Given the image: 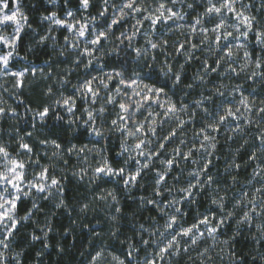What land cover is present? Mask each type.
Listing matches in <instances>:
<instances>
[{
	"label": "snow or ice",
	"instance_id": "6c2138e0",
	"mask_svg": "<svg viewBox=\"0 0 264 264\" xmlns=\"http://www.w3.org/2000/svg\"><path fill=\"white\" fill-rule=\"evenodd\" d=\"M51 2L55 4L57 0ZM64 3L67 5L69 0H64ZM14 4L15 6L10 8L9 0H0V68L4 70V74L16 78V87L22 86L28 69L9 72V64L14 55H18L17 43L21 39V33L25 31L26 26L31 25L28 24L27 15L21 11V0H14ZM177 5H182L181 10H176ZM91 6L92 0H79V8L85 12ZM184 7L193 11L203 7V12L197 13L194 20L186 22ZM248 8L249 5L245 4L244 0H152L151 4L149 0H120L119 4L115 3V0H101V8L96 16H77L70 9L65 11L63 18L56 11L42 16V21L48 22L49 33L40 37L42 43L49 40L56 27H61L71 34L64 36L63 40L65 44L71 42V48L76 52V65L83 61L86 69L94 64L100 69L101 75H91L72 87L81 99L89 102V107L83 109L87 116L84 123L96 137L105 136L103 123L99 126L97 124L103 114L109 112L105 105L113 106L115 118H110L109 115L104 119L108 121L109 133H119L121 150L116 155L121 157V160L115 161L114 166L95 144L93 148L76 145L64 148L56 139L45 137L38 139V143L50 148V154L44 153L45 156L50 155V163L41 164L40 158L34 155V146L31 143L33 132L16 138L15 148L0 143V248L8 249L20 233L21 227H26V222L31 221L36 213L43 211L41 204L37 203L38 200L47 201L56 195L59 200L55 207L66 206L62 184L64 177L57 178L50 171L56 168V164L51 160H63L65 153L79 155L85 151H95L101 158L92 168L91 180L116 177L117 182L131 191L144 187L142 181L151 174L152 179L148 185L151 195L141 196L139 200L143 206L151 205L158 217L152 220L150 228H145L144 224L139 226L140 244L145 248L155 246V250L145 259L144 264H173L174 257L190 253V249L199 248L201 244L205 245L199 253L201 264H209L213 259L209 255L210 250L224 244L231 248L229 239L221 237L236 240L233 234L234 225L237 228L254 229L258 237L264 236V100L257 104L243 92H240L238 99L228 100L225 98L227 86L220 83L208 89L207 95L201 94L199 99L189 105L173 99L175 93L169 95L166 83L159 85L146 82L148 73L143 71L148 68L149 73L151 72L147 60L156 61L158 54L165 57L181 56L184 63H178L177 70H174V65L167 59L163 61L164 66L161 68L164 76L171 79L172 88H176L182 84L185 64L200 60L197 52L204 55L207 50V53L214 57L211 63L208 58L201 60L200 70L193 77L194 83L183 85L184 88L194 89L207 85L210 82L208 78L213 73L228 77L229 74L240 76L241 73L251 70L252 78L259 76L264 80V20H258L247 11ZM110 10L109 17L107 14ZM98 18L104 19L103 26L97 25ZM124 23L128 24L126 31L123 30ZM9 27L12 29L10 35L4 31ZM138 37L145 42L143 48L133 44ZM52 40L53 43L56 42L55 37H52ZM253 41L255 45L260 46V57H255L254 52L249 51V44ZM117 43L125 44L134 50L137 67L131 73L123 65L118 70L114 67L112 71H103L106 65L100 61L107 54L106 49L111 52L118 51ZM169 47L173 51L169 52ZM60 55H64L63 50ZM241 57L243 62L238 63ZM141 59H144L145 63L139 67ZM36 71L33 69L32 74L35 75ZM40 71L43 74V70ZM66 72L70 74L71 69H66ZM61 83L68 84L69 80L65 77ZM239 87L237 85L228 95L235 97ZM47 92L52 94L53 89L49 87ZM217 97L223 99L217 103ZM101 99V106L93 110L92 105ZM0 105H3L2 100ZM53 106L62 107L67 113L75 116L77 97L75 94L61 93L60 98L53 101ZM51 107L43 106L41 109L29 111L33 112V120L38 119L43 123ZM9 110L0 106V118ZM11 111L15 115V110ZM253 115L259 119L254 121ZM197 117L200 126L194 131L192 143L189 144L181 133L196 124ZM56 118L61 119L59 116ZM244 121H247V127L250 128L255 123L259 129L254 138L258 140V145L254 144L255 150L246 153L248 163L254 164L248 190H240L238 196H230L229 186L225 184L222 190V179H218L211 171L214 161L220 159V156L216 155L220 144L217 134L226 129L225 143L227 140H233L239 145L234 153L225 158L230 162L226 163L224 171L230 177L231 184L235 185L239 183L240 170L247 166L236 160L240 150L249 145ZM68 123L75 124L76 120L70 119ZM166 124L169 125L167 129ZM134 126L135 134H139L143 139L135 144L136 150L132 152L125 140L133 135ZM32 127L35 128V124ZM172 144L175 146H170ZM64 163L66 164L67 160H64ZM185 169H188L186 178ZM177 172L180 174L177 175ZM72 175H79L83 179L87 171L81 168ZM170 176L172 184L168 183ZM202 194L209 201L208 207L204 212H197L188 219L190 213L185 209L197 204ZM109 198L114 204H119L115 189L106 191L99 197L100 200ZM29 201L31 210L27 208ZM21 207L25 209L24 215L19 214ZM88 207L85 204L81 211ZM115 212L121 213V208L116 207ZM112 220L119 222L116 215H113ZM41 231L47 234L52 231L47 220ZM118 231L117 228L110 235L116 237ZM145 233L147 239L144 238ZM96 235L99 236L100 233ZM31 238L33 241L41 239L35 233L31 234ZM220 250L224 251L222 247ZM138 251L135 243H128L126 258L121 259L113 253L106 254L105 250L97 249L95 254L91 255L89 264H132L134 252ZM228 254L234 255L232 252ZM0 259H4L7 264L6 258Z\"/></svg>",
	"mask_w": 264,
	"mask_h": 264
},
{
	"label": "trees",
	"instance_id": "16d2710c",
	"mask_svg": "<svg viewBox=\"0 0 264 264\" xmlns=\"http://www.w3.org/2000/svg\"><path fill=\"white\" fill-rule=\"evenodd\" d=\"M192 2V0L188 1ZM253 0H250L252 3ZM79 3L76 1L74 7L77 8ZM186 8V7H184ZM187 9V8H186ZM29 14L33 16L32 27L34 29L41 30L39 18L43 15L50 13L51 8L49 4L44 0H32L28 8ZM98 13L100 9L93 10ZM203 8L199 7V10L193 11L188 9L187 19L184 21L194 20L197 13H202ZM104 24V23H103ZM31 34H25L21 37L19 43V53L25 56L27 59L33 61L34 64L38 65L40 70L45 72L40 75V77H35V80L30 82L25 81V85L21 87L20 90V102L17 104V109L20 114H26L29 110L41 109L43 106H48L51 103L50 96L46 94L47 89L51 85V80L56 78L57 85L63 90H68L69 87L75 84V80L78 79L82 74L83 65H75L74 62H69V60L63 59L64 55H60V50L57 47H61L62 42H56V46H51L47 41L44 43H38L40 37L44 34H38L34 38L30 36ZM63 36V33L61 34ZM166 35H169L166 33ZM31 37V38H30ZM171 52V51H170ZM255 57L261 56V50L254 49ZM105 57H103V63L106 65L107 71H112L113 68L119 69L121 65L130 73L134 68L137 67V62L135 59L134 50H126L119 48L117 52L106 51ZM259 53V54H258ZM68 55V54H67ZM197 55L200 56V60H194L185 64L182 76V84L176 88H172V81L170 78H166L161 72V68H156L161 65L163 60V55L158 54L157 62L152 60H147V63L151 67V72L149 73L148 68H144V73H148L146 81L149 83H157L159 85L167 84V91L170 96L174 99L181 100L189 105H192L195 99H199L200 95H207L208 89L215 85H219L226 79H222V75L219 76L216 73L211 74L208 78L210 82L207 85H201L198 88L187 89L183 85L188 83H194L193 77L200 70L201 60L204 58L199 52ZM173 57H171L172 59ZM175 66L174 70H177L176 66L178 63H184L181 56H175ZM171 59L168 62L172 61ZM145 63L144 59L140 61V67ZM59 67V69L57 68ZM66 69H71V73L66 72ZM64 70L62 73L60 71ZM81 73V74H80ZM49 77L47 80L42 78ZM67 77L69 80L68 84H62L61 81ZM39 79V80H37ZM232 79H235L232 77ZM248 93L252 95H264V80L256 78L255 82L250 85ZM57 89V88H56ZM184 93H187L185 95ZM228 92H226V96ZM223 98H216V102ZM92 105V109H98L101 104ZM89 107V102L86 103L79 102L77 110L73 119L76 120L75 124H69L67 118L64 116V111L61 108L51 109V113L46 117L45 121L41 124L36 125L35 128L32 127L34 124L31 120L26 122L24 128L22 129V134L27 132H33L38 135L41 139L47 137L48 139H56L58 143H61L64 148L70 145H76L78 147L87 146L93 148L95 144L96 147L102 151L105 156L109 158V161L114 164L115 161L121 160V157L117 156L116 153L120 152V141L118 133H106L103 138L96 137L91 133L87 125H82L81 121L87 119L86 114L83 113V109ZM109 112L103 114L97 124L103 123L105 129L108 127V121L104 117H108L111 114V105H105ZM59 116L61 119H57ZM114 116H110L113 118ZM187 118V116H186ZM252 119L254 121L258 120L259 117L253 115ZM197 125L199 126V117H197ZM245 135L249 139V145L240 150V154L236 156L237 162L242 165L247 164L246 167H242L239 172L238 180L240 185L248 183L250 177L243 179V176L250 175L252 173L253 163H248L247 151L255 150L253 145H258V140L254 139L257 135L252 133L256 126L255 123L249 128L247 123L244 122ZM195 125V124H194ZM193 125V126H194ZM192 127V126H191ZM190 128V127H189ZM187 128V129H189ZM186 129V130H187ZM10 131V129H9ZM225 131H221L222 135H218L220 144L218 145V151L216 155L220 156L219 160L214 161V166L211 168L212 173L217 176L218 179H222L220 184L221 189L224 188L225 184L228 186L231 184V179L228 174L224 171L225 165L229 160L232 153L235 152L236 148L239 146L238 143H234L233 140H225ZM42 135H45L42 137ZM229 135H231L229 133ZM39 136V137H38ZM95 138V139H94ZM37 150V149H36ZM75 156L71 157L67 153L64 154L63 161L67 162L74 161ZM187 170L185 169L184 177H187ZM177 175L180 173L177 172ZM62 182H64V192L63 198L65 200L64 207L57 208L55 206H50L49 201H40L43 211L36 213L31 221L26 222V227H21L20 233L13 240V245L15 250L20 255V264H87L86 261H90L91 255L95 254L97 249H100L101 245H105L110 251H114L116 254L125 257V252L127 250L128 243H135L136 247L139 248L138 258H142L144 254V246L140 244V238L137 235L141 232L140 224H144L145 227L150 226L153 219L157 217V212L152 209V206H143L140 204L139 198L144 195L151 194V189L148 187L150 184L149 180L144 179L142 181L144 187H138L132 189V193L120 192L119 194V204H114L111 206V211H107V206L104 202L100 200L97 193L89 195L84 181H79L75 176L66 174L63 176ZM173 182L171 176L169 177L168 183ZM109 184V183H107ZM107 184L105 185L106 187ZM115 189V188H113ZM118 189V188H117ZM142 189V192H139ZM120 189H118L119 191ZM87 204L89 207L85 211H81V208ZM209 205L208 199L201 195L198 198L197 204L186 208L185 210L190 213L188 219H191L193 215L197 212L204 211ZM120 207L121 213H116L115 208ZM27 208L31 210V202L27 203ZM19 214L24 215L25 209L21 207L19 209ZM116 215L118 217V223L110 219L111 216ZM47 220L48 224L52 227V231L48 233L45 238L44 235L36 229V222L40 221L45 224ZM119 229L117 236L112 237L110 233L116 229ZM35 233L41 237L40 240L33 241L31 234ZM96 233H100L99 236ZM231 235V233L229 234ZM146 239V237H144ZM229 238V237H226ZM124 241L123 245L120 243ZM254 242H252L249 237H246L245 231L241 233L236 240L231 242V249L234 251V256L241 257L245 259L246 264L252 261V255L250 251L254 249ZM120 249H117V247ZM247 254V255H246ZM173 264H201V261L197 257H194L192 253H184L181 257L173 258ZM253 264L255 262L253 261Z\"/></svg>",
	"mask_w": 264,
	"mask_h": 264
},
{
	"label": "rangeland",
	"instance_id": "374dc122",
	"mask_svg": "<svg viewBox=\"0 0 264 264\" xmlns=\"http://www.w3.org/2000/svg\"><path fill=\"white\" fill-rule=\"evenodd\" d=\"M46 3L49 4V7L51 8V11H56L58 13V15L60 17H64V13L66 10L70 9L73 12H75L77 14V16L80 15H92V16H96L97 13H95L93 10L95 9H100L101 8V0H92V6L87 10V12H85L83 9L79 8V6L77 8L74 7L75 2L77 1L79 3V0H69V3L67 5H65L64 0H57V2L55 4H53L51 2V0H44ZM190 1V0H188ZM32 2V0H21V11L27 15L28 17V24H32V18L33 16L29 14L28 8L30 3ZM152 0H149V3L151 4ZM202 2V0H201ZM115 3L119 4L120 0H115ZM244 3L249 5V8L247 9V11L252 14L255 15L256 18L258 20H264V0H253L252 3H250V0H244ZM9 6L10 8L14 7V0H9ZM182 5H177L176 10H181ZM203 8V7H201ZM199 10V8H198ZM50 11V12H51ZM183 11L185 12V17L184 20L187 19V13H188V9L183 8ZM197 11V10H196ZM49 14V13H48ZM46 14V15H48ZM109 17L111 16V10L109 11V13L107 14ZM44 16V15H43ZM42 17V16H41ZM41 17L39 18V22L41 24L39 29H34L31 25V27L26 26L25 27V31L21 33V37L23 35H27V34H31L30 36H32V38H34L36 35L38 34H44V35H49V33L47 32V28H48V22L46 21H42ZM104 23V19L103 18H98L97 20V25L98 26H103ZM94 28L96 26H93ZM148 25L147 23H145V28H147ZM175 27V26H173ZM128 29V24L124 23L123 25V30H127ZM5 33L7 34H11L12 29L6 28L4 29ZM63 33V36L61 35ZM119 34V32H117V35ZM70 36L71 34L69 32H67L66 30L62 29L61 27H56L55 30L51 33V36L49 38V40L47 41L48 43H50L51 46H56V42H62L61 47H57L60 51L63 50L64 51V56L63 59L65 60H69V62H74V59L76 58V52H74L71 48V42H69L68 44L64 43L63 37L64 36ZM171 35V34H169ZM52 37H55V43H53ZM31 38V37H30ZM183 37H179V39H182ZM19 43L20 41H18L17 43V53L18 55H14V58L10 61L9 64V72H19V71H24L25 69H28L27 72H25V76L23 78V85H25V81L30 82L31 80H35V77H40L41 75V71L38 67V65L34 64L33 61L27 59L25 56H22L19 51ZM134 45L140 46L141 48H143L145 46V42L141 37L136 38L133 41ZM171 44V41H170ZM116 47L119 48H123L126 50H131L132 48H128L126 47L125 44H116ZM254 49L256 50H261L259 45H255L254 41L252 43L249 44V51L252 52ZM3 51H7V49H3ZM106 51H109L108 49H106ZM168 51H173V49L171 47L168 48ZM68 54V55H67ZM259 54V53H258ZM98 55V54H97ZM259 57V56H258ZM163 60L167 59H171V57H165L163 55ZM202 58H208L209 62L211 63L212 59L214 57H212L211 55H209L207 53V50H205V53L203 55ZM172 61H170L169 63H172L175 66V58L173 57L171 59ZM153 62H157L153 61ZM242 57L240 59V61H238V63H242ZM75 63V62H74ZM101 64L103 63V59H101L100 61ZM76 65V63H75ZM79 65H83L82 69V74L81 76L76 79L75 84H77L78 82L82 81L84 78H90L91 75H101V71L98 68V66L96 64H94L92 67L90 68H85L84 67V63L83 61L79 64ZM163 62L161 63V65H158L156 68H161L163 67ZM59 69V67H57ZM36 69V73L35 75L32 74V70ZM64 70L60 71L61 73ZM72 71V70H71ZM103 71H107L106 68L103 69ZM250 71L248 70L244 73H241L240 76H236L235 74H229L228 77H225L224 75H222V79H226L224 82H222L223 84H225L227 86L226 92H230L232 89H234L237 85H239V91L235 93V97L233 96H229L227 95L225 98L228 100H233V99H238L240 96V92H243V94L245 96L250 97L252 100H255L257 102V104H259L260 100H264V95H252L248 93L249 91V87L247 86V83L249 82L250 85H252L255 82V79L258 78L260 79L259 76L252 78L250 76ZM45 71L43 70V73ZM132 71H130L131 73ZM232 77H234L235 79H232ZM49 77H44L42 79H48ZM15 79L14 77L8 75L7 73H5L3 76H0V100L3 101V106L6 109H10L6 115H4L2 118H0V143H6L10 145V148H15L16 144H15V140L16 138H18L21 135H25L22 134V129L24 128V125L26 122L28 121H32L35 126L38 124H41V122L36 119L33 120V112L29 111L26 114H20L18 112L17 109V104L20 102L19 98H20V90L22 86H16L14 87L15 84ZM39 80V79H37ZM51 85L49 87H51L53 89V93L52 94H48V92H46V94L48 96H50V101L51 103L48 104V106H52L51 109L56 111L55 106H53V101L55 99H59L60 98V94H64V95H68V94H75L77 97V106L79 102H83L86 103V100H83L79 97V94L75 92V89L73 87H69L68 90H63L60 88V86L56 87L57 85V81L56 78L52 79L51 81ZM148 82V81H146ZM149 83V82H148ZM74 84V85H75ZM57 88V89H56ZM170 95V94H169ZM101 96L103 97V93H101ZM174 99V98H173ZM103 100L101 99L100 102H102ZM100 102H98L97 104H99ZM112 106V105H111ZM88 108V107H86ZM12 109L15 110V115H13V112L11 111ZM51 109L50 112L51 113ZM61 110L64 111V116L67 118V120L73 119L74 116L72 114L67 113L62 107ZM110 116H114L113 118H115V113L113 111V106L111 109V114ZM186 119V116L184 117ZM247 123V121H244ZM243 122V124H245ZM200 126V125H199ZM199 126L197 125V123L190 127L189 129L185 130V133H181L182 137L188 141L189 144L192 143V137H193V133L194 131H196ZM169 127V125H165V129H167ZM252 128H254L252 133H255L256 135L259 132V129L256 126H253ZM10 129V131H9ZM226 132V129L223 130ZM224 132V133H225ZM33 137L31 138V143L34 146V155L38 156L40 158L41 164H49L50 163V155L49 156H45V152H49L50 154V148L48 146H42L38 143V138L36 135V133H33ZM223 133H220L219 135H222ZM119 135V133H118ZM45 135H42V137H44ZM39 137V136H38ZM27 139V137H26ZM39 139H41L39 137ZM95 139V138H94ZM141 139H143V137H141L139 134H133L132 136H130L128 138V141L130 144L135 145L137 142H139ZM120 141V139H119ZM170 146H175L174 144L170 145ZM90 148V147H87ZM37 149V150H36ZM186 150V148H185ZM69 156L73 157L75 156L74 161L72 162H67L66 164L64 162H62L63 160L59 159V158H53L51 160V162L56 164V168L55 170H51L50 171L57 176V178H61V176H65L66 174H70L71 176L73 172H79V169L84 168L87 171V175L81 179L79 175H76L75 177L79 180V181H84L86 183V186H89L87 189V192L89 195H93L94 193H97L98 198L105 194L106 191H111L113 190V188H115V192L117 195V198L119 200V193L120 192H127V193H132V190L129 191L128 189H126L124 187V185L122 183L117 182L118 178L116 177H112V178H102V179H98V180H91V176H92V167H89L88 165L91 164L92 166H96L97 162L101 159L99 156H97L95 151H85L84 153H80L79 155L75 154V153H67ZM197 158L199 157V154L197 153ZM254 166V164H253ZM191 167V165H190ZM63 170V172H62ZM251 178V174L247 175V176H243V179L245 178ZM145 179L149 180V182H151L152 176L151 174H149L147 177H145ZM64 182H62L63 186H64ZM253 183H255L254 180H252ZM109 183V184H107ZM173 182H170L169 184H172ZM107 184L106 187L105 185ZM239 184V183H237ZM237 184L235 185H230V192L229 195H239L240 190H248V183H245L243 185H240V187H237ZM258 186V185H257ZM120 189L118 191V189ZM123 189V191H122ZM139 192H142V189H139ZM223 190V188H222ZM151 194H148V196H150ZM145 196V195H144ZM59 200V197L54 195L49 201V205L50 206H55V203ZM40 201H44V200H38L37 203H39ZM105 204V206H107V211L109 212V210L111 211V206L114 205V203L112 202L111 198L107 199V200H102ZM31 202V201H30ZM151 206V205H148ZM156 212V211H155ZM204 212V211H201ZM196 214V213H195ZM195 216V215H193ZM157 217H158V213H157ZM156 217V218H157ZM112 220V219H111ZM36 229L41 232L44 235V232L41 231V229L44 228V224L41 223L40 221L36 222ZM152 225V222L150 224V226H146L145 228H150ZM234 227V226H233ZM141 229H138V231H140ZM245 234L246 237H249V239L254 242V249L253 250H259V251H264V241H260L259 244H257V241L255 239H252V237H258V233L252 229V230H248L245 229ZM138 239L140 238V233L137 235ZM144 237H147V234L145 233ZM221 239H227L226 237H221ZM210 243V242H209ZM120 245H123V243H120ZM143 246V245H141ZM205 245L201 244V246L199 248H193L190 249V253L193 254L194 257H197L199 261H201V259L199 258V253L202 252L203 247ZM221 247H223L222 245H219L217 247H215L214 249L210 250L209 255H211L213 257L212 261L217 262V264H219V260H218V253H221ZM10 248L13 250L11 254H7L6 253V261L7 264H14V261L12 260V255H14L15 253H18L15 250V246L13 245V241L10 244ZM145 248V246H144ZM100 249L105 250L106 254L107 253H113L117 256H119L121 259H125L124 257L116 254L114 251H110V247L108 248V246L106 247L105 245H101ZM117 249H120V247L118 246ZM155 250V246H151L148 248L144 249V256L142 258H138L139 255V251L135 252V257L138 261L143 262L146 258L150 257L151 254L153 253V251ZM214 250V251H213ZM229 252L235 253L234 251H232L231 248H228L227 250V254ZM229 255V254H228ZM176 258V257H174ZM19 261H20V257H19ZM109 261H110V257H109ZM252 261H253V257H252ZM87 264H89V260L86 261Z\"/></svg>",
	"mask_w": 264,
	"mask_h": 264
},
{
	"label": "clouds",
	"instance_id": "9594fccd",
	"mask_svg": "<svg viewBox=\"0 0 264 264\" xmlns=\"http://www.w3.org/2000/svg\"><path fill=\"white\" fill-rule=\"evenodd\" d=\"M38 43L42 44L41 40H39ZM139 67L137 68V70H139ZM3 75H4V70L2 68H0V76H3ZM138 123H139V121H137V124ZM81 124L85 125L84 121H81ZM147 126L148 125H145V127H147ZM106 133H108L107 129H105V134ZM113 133H115V132H113ZM133 134H135V126L133 128ZM125 143L127 144L128 148L131 149L132 152H135V150H136L135 145L130 144L128 139L125 140ZM107 159L109 161L108 157H107ZM88 166L92 167V168L94 167L91 164H89ZM112 217L113 216H111L110 219H112ZM243 231H245L244 228H237V226L234 225L233 234L235 235L236 238L239 237ZM47 235H48L47 233H44L45 238L47 237ZM228 239H229L230 243L233 241L231 239V237H229ZM252 239H255L257 241V244H259L260 241H264V236L252 237ZM222 246H223L222 248L224 249V251H221V253L217 254L219 264H246L243 256H241V257H236L234 255L230 256L227 254L228 245L224 244ZM12 251L13 250L10 247L8 249L0 248V258H6V253L11 254ZM21 254L22 253H15L14 255H12V260L14 261V264H20L19 257ZM249 254L252 255L253 261L255 262V264H264V251L252 250V251H250ZM253 261H249L248 264H253ZM144 262H145V260L143 262L138 261L135 257V252H134V255L132 258V264H144ZM0 264H5L4 259H0ZM209 264H217V262L209 261Z\"/></svg>",
	"mask_w": 264,
	"mask_h": 264
}]
</instances>
